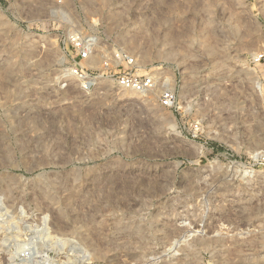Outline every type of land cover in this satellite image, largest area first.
Listing matches in <instances>:
<instances>
[{
	"label": "rangeland",
	"instance_id": "rangeland-1",
	"mask_svg": "<svg viewBox=\"0 0 264 264\" xmlns=\"http://www.w3.org/2000/svg\"><path fill=\"white\" fill-rule=\"evenodd\" d=\"M92 34L178 87L70 77ZM264 0H0V264H264Z\"/></svg>",
	"mask_w": 264,
	"mask_h": 264
},
{
	"label": "built area",
	"instance_id": "built-area-1",
	"mask_svg": "<svg viewBox=\"0 0 264 264\" xmlns=\"http://www.w3.org/2000/svg\"><path fill=\"white\" fill-rule=\"evenodd\" d=\"M68 58L67 72L77 79L84 90L95 89L102 79L114 82L118 89L139 94L156 93L159 104L175 109L178 87L162 79L154 70L140 63L138 55L123 46H111L92 34L72 31L62 40ZM264 54L255 55L252 62L260 63ZM264 163V155L262 156ZM33 264H43L38 261Z\"/></svg>",
	"mask_w": 264,
	"mask_h": 264
}]
</instances>
